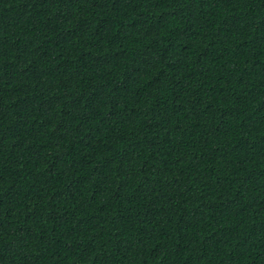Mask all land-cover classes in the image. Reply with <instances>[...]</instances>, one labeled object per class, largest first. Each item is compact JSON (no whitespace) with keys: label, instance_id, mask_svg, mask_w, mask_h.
I'll use <instances>...</instances> for the list:
<instances>
[{"label":"trees","instance_id":"trees-1","mask_svg":"<svg viewBox=\"0 0 264 264\" xmlns=\"http://www.w3.org/2000/svg\"><path fill=\"white\" fill-rule=\"evenodd\" d=\"M0 264H264V0H0Z\"/></svg>","mask_w":264,"mask_h":264}]
</instances>
